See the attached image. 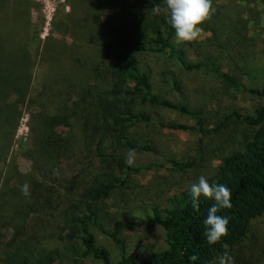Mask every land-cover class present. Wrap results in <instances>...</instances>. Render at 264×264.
I'll use <instances>...</instances> for the list:
<instances>
[{
    "label": "rangeland",
    "instance_id": "1",
    "mask_svg": "<svg viewBox=\"0 0 264 264\" xmlns=\"http://www.w3.org/2000/svg\"><path fill=\"white\" fill-rule=\"evenodd\" d=\"M28 1L29 25L25 32L29 36L31 77L25 101L17 106L19 115L11 145L0 160V193L12 192L18 178L24 176L35 181L37 190L30 196L31 205L18 213L12 206L7 205V213L0 207V264H21L23 258L31 261L39 251H50L53 264H103L80 254V244L61 235L66 208L79 198L91 177L101 172L87 148L95 136L90 138L74 119L70 129L67 126L54 129L59 136L72 134L71 140L68 139L71 146L55 157L43 175L35 170L31 155L35 156L36 147L31 144L30 136L42 134L35 132L40 114L47 116L55 112L54 106L46 101L53 93L49 86L54 89L53 84H62L65 88V82L60 81L67 79L72 86L61 105L75 104L73 112L77 114L98 92L93 86L103 87L102 76L97 77L89 69L100 67L108 59L109 45L102 40L106 35L111 37V27L117 20L102 0ZM213 7L215 13L201 25L200 38L191 43L175 39V45L185 49L190 63L206 59L216 62L239 86L228 85L203 66L186 68L167 52L139 57L141 67L148 72L152 91L161 99L194 111L199 126L206 131L199 132L195 119L178 111L140 107L150 114L151 121L131 125L128 133L133 142L149 144L154 150H135L132 166L138 167L136 172L125 177L116 171L126 181L107 198L95 202L100 228H90L95 242L108 251L112 262L120 258V248L101 229L121 242L125 255L147 257L151 251L164 248L163 229L147 216L154 209L161 210L173 194L189 189L200 175L210 178L220 159L241 147L253 127L227 117L229 113H251L264 103V96L246 90L264 87V0H213ZM86 27H91V32H86ZM87 34L92 35L90 39ZM78 43L87 45L83 57L86 66L81 69L66 58V48L75 54ZM42 91H48L45 94L48 98L39 96ZM162 120L195 128L160 127L158 123ZM113 150L125 160L128 149L114 144ZM170 159L192 160V165L178 171L172 168ZM224 250L223 247L216 256ZM227 250L235 264H264V214L252 218L244 235L227 246Z\"/></svg>",
    "mask_w": 264,
    "mask_h": 264
},
{
    "label": "trees",
    "instance_id": "2",
    "mask_svg": "<svg viewBox=\"0 0 264 264\" xmlns=\"http://www.w3.org/2000/svg\"><path fill=\"white\" fill-rule=\"evenodd\" d=\"M102 1L114 14L111 15L112 18L117 20L111 27V37L106 35L105 40H102L109 45L108 59L100 67L90 66L89 69L97 77L102 76L100 79L103 87L99 88V84L93 86L98 92L87 102L88 106L81 108L77 114L73 112L75 104L72 107L67 102L61 105V100L67 98L68 88L72 84H68L66 79L60 82H65L63 84L67 89L62 84H53L54 89L49 86L48 89L53 90L49 94L50 98L45 95L48 91H42L39 96L42 99L48 98L46 101L54 106L55 112L47 116L40 114L39 121H36L38 124L35 123V130L38 131L35 132L42 134L38 137L34 134L30 136L31 144L36 147L35 156L31 155L32 161L40 175L47 173V167L53 164L55 157L65 153L71 146L68 139L71 140L72 134H66L67 137L59 136L56 129L63 126L70 129L71 119H74L90 138L95 136L87 148L102 169L82 187L79 198L66 208L62 221V238L77 241L81 246L80 254L98 259L103 264H213L218 251L225 245L236 243L246 232L250 220L264 214V103L251 113L232 111L227 115L243 121L253 127V130L239 149L220 159L214 174L208 178L209 183L223 184L231 191V208L222 209L218 213L229 218L228 235L215 245L206 242L203 221L215 201L201 196L199 206L194 208L189 188L173 194L161 210L154 209L152 215L147 216L150 222L163 229L165 243L164 248L151 251L147 257L125 255L121 242L113 234L101 229L120 248V258L110 261L108 251L95 242L90 230L91 227L100 228L99 211L95 202L107 198L115 189L124 185L126 175L138 170V167L125 163L123 157L113 150L114 144L128 150H154L149 144L133 142L128 133L131 125L151 121L150 114L140 107L147 105L178 111L193 117L199 132L206 131L199 126L194 111L182 104L161 99L152 91L148 72L141 67L139 57L167 52L168 56L174 57L186 68L203 66L232 87L239 86V83L222 71L214 61H187L185 49L175 45L174 29L164 16H154L151 12V7L159 0ZM28 6V0H0V160L11 145L19 115L17 106L25 101L31 77L32 60L27 46L29 36L25 32V27L29 25ZM92 21L95 22L94 19ZM90 28L86 27V32H91ZM95 28L98 30L96 25ZM86 36L90 39L92 35ZM63 50L65 48L60 51ZM72 51L66 48V58L72 60L79 69L86 66L83 57L87 45L78 43L75 54ZM246 90L251 94L264 96V87ZM158 125L181 130L195 128L170 120L159 121ZM169 161L172 168L178 171L192 165V160ZM116 171L125 177H120ZM24 183L30 185L31 195L36 192L34 180L29 176L19 177L12 192L0 193V207L5 213L9 210L7 205L12 206V209L16 208L15 213L31 205V197L26 198L20 192V186ZM51 254L50 251H39L31 261L23 258L21 264H53L54 257ZM192 255L197 257L195 261L189 259Z\"/></svg>",
    "mask_w": 264,
    "mask_h": 264
},
{
    "label": "clouds",
    "instance_id": "3",
    "mask_svg": "<svg viewBox=\"0 0 264 264\" xmlns=\"http://www.w3.org/2000/svg\"><path fill=\"white\" fill-rule=\"evenodd\" d=\"M154 16H164L166 22L174 29L175 39L181 43L197 41L202 34L201 25L215 13L213 0H159L151 7ZM135 149H129L125 157V163L132 166L134 163ZM20 192L26 198H30L31 190L28 183L20 186ZM191 204L194 208L199 206L201 196L215 201L203 221L204 236L209 245H215L228 235L229 218L218 213L222 209L231 208L230 189L218 183H209L204 175H200L196 182L190 186ZM225 250L215 257L213 264H235L234 257L224 246ZM190 260L197 257L192 255Z\"/></svg>",
    "mask_w": 264,
    "mask_h": 264
}]
</instances>
